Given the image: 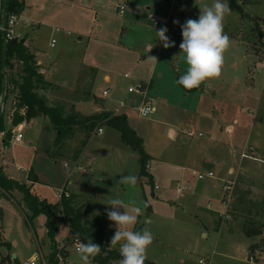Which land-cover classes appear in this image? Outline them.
Segmentation results:
<instances>
[{"label":"rangeland","instance_id":"374dc122","mask_svg":"<svg viewBox=\"0 0 264 264\" xmlns=\"http://www.w3.org/2000/svg\"><path fill=\"white\" fill-rule=\"evenodd\" d=\"M77 1L28 0L24 21L31 18L37 22L32 23L28 20L21 24L16 34L22 35L23 38L18 37V41L25 39L29 50L39 52L54 74L52 82L47 81L48 85L38 94L46 97L49 106L54 107L58 104L64 106L66 116L79 114L83 120L98 115H91L95 104L104 107L105 100L110 103L112 109L108 107L110 111L101 113L108 116L119 115L114 111L123 104L122 109L127 115L129 127L143 139L150 153L164 158H151L149 161L148 172L153 176L152 181L144 177L142 182L138 179L135 186L119 183L120 175L123 173L117 171L112 161L108 160L113 156L103 151L105 145L114 144L117 133L105 121L96 123L86 146L87 155L84 157L86 159L83 165L87 166L89 160H92L85 167L88 170L87 174L82 171L75 172L71 163H63L64 160L71 159L74 150L81 146L85 138L86 131L82 130L81 126L77 127L72 138H63L62 143L57 144L56 131L53 127L46 132L43 131L44 122L41 118L32 120L21 129L23 133L21 144L14 145L13 133L9 145L4 146L1 140L5 138L8 129H13L12 118L18 105V101L14 103L16 98L14 89L11 88L13 93L7 101L5 100L3 111L6 130L5 133L0 134V164L5 166L7 176L15 177L19 183L29 185V175L36 172L41 182L33 186V192L49 202L56 201L62 190L77 192L78 189H86L88 192L83 194V197H87V200L93 198L98 207V214L106 218V212L110 208L108 203L113 198L122 199L129 211H131L130 201L135 200L140 206L142 202H146L148 207L143 209V214L138 218L134 230L147 228L153 234V243L147 250L146 260L154 264H199L200 259H210L211 264H243L228 258L237 255L229 248L232 241L239 237L235 232L232 235L230 229L237 225L235 228L237 230L238 226L243 227L244 224L251 222L264 225V213L260 211L264 208V193L261 194L260 190L245 181L251 178L256 185H264V97L254 100L247 109L245 106L242 108L241 114L247 121L243 132L246 138L240 136L237 140L236 135L235 144H232L226 132L221 136L215 135L214 139L228 148L218 157L221 159L220 167L215 168L214 176L199 180L192 173L188 178L183 179L182 184L179 183V172L170 167V164L177 162L175 158H168V153L181 151L187 146L186 140H195V138L187 139L186 135L181 137L178 134L177 139L172 140L161 121L173 115L163 107L156 114L143 119L138 111L139 98L136 95H128L130 86L141 81L150 82L149 77L154 62L151 57L154 56L146 54L145 46L148 42L152 43L154 31L143 29V32L151 35H146L142 40L139 35L141 31L136 25L127 21L125 11L128 6L122 0H104L102 14L88 11L92 7L97 9L91 5L94 1H80L82 3L79 7ZM212 3L213 0H186L184 12L188 18L198 19L200 8ZM97 4L100 2L97 1ZM120 8H123L124 15L119 14ZM243 10V18L240 13L231 11V15L225 17L224 27L234 32L243 24L245 31L242 32L241 39L249 45L248 63L258 82H263L264 69L259 71L255 69L253 51L258 55L259 61L264 62V48L259 45V26L264 22V0H245ZM254 19L258 20L257 24ZM90 20L91 23L94 22L92 29H90ZM140 21L143 19L138 20V23ZM149 24L154 28L151 22ZM101 27L104 28L102 33L99 31ZM122 31L125 37L121 36ZM237 31L239 33V30ZM167 36H170L172 41L175 40L177 45L179 44L176 37L173 40L174 36L170 34ZM52 40L56 41L54 47H51ZM174 57L164 58V63L167 62L165 68L168 71L173 70L172 76L179 77L183 72L177 65V56ZM83 63L95 64V71L99 76L93 83L91 98H88L90 95L88 92L91 87L92 71L83 68L81 66ZM14 64L10 77L17 76L21 70L19 62L15 61ZM176 69L180 73H175ZM142 71L147 75L145 80H142L141 76L137 77ZM105 75L110 76L109 83L104 80ZM167 85L169 84L163 81V86ZM105 90L110 91V96L107 98L102 97ZM158 105L159 103L156 102V109L159 108ZM25 111L26 108L22 110V114H25ZM47 122L48 120L45 125ZM90 124L92 122L84 124V127L88 128ZM209 124L211 125V122ZM102 126L104 134L98 136L95 132ZM208 127L204 120L202 128L198 131L204 133V137H197L198 140L210 137L212 133L207 129ZM247 140L251 146L246 144ZM131 152L135 154L133 158H139L137 153ZM47 153L52 154L56 159L51 158ZM1 158L8 159V165L4 164ZM95 160L96 165H94ZM11 161H13L12 165H10ZM66 165L68 169L65 168ZM90 167L93 176L89 177ZM231 168L234 170L232 173L229 172ZM129 174H131L130 168L123 175ZM131 175L139 178L137 174ZM238 179L243 181L233 182ZM226 182H233L231 184L235 188L229 206L224 203L227 196L223 191V185ZM179 184L182 185V193H178ZM155 186L160 190H156ZM13 194L12 197L0 195L2 210L0 264H26L33 258H37V264H43V260L48 262L53 249L60 247L67 236L66 225L58 223L59 231L54 239L50 238L45 227L46 218L40 215L29 223L19 206H23V210L26 211L22 194L18 192ZM86 199H80L79 204L84 202V206L88 207ZM120 211L123 212L124 209ZM227 211L231 220L223 222L219 214L223 215ZM27 213L31 214V212ZM112 225L116 231L114 222ZM205 225L207 228L204 227ZM261 232L263 236L264 227ZM203 233H207V236L203 237ZM261 242L262 240H259L255 245L256 250H261ZM69 248L67 264H83L79 254L73 251L72 247ZM91 264L95 263L91 261Z\"/></svg>","mask_w":264,"mask_h":264},{"label":"crops","instance_id":"0c3cea01","mask_svg":"<svg viewBox=\"0 0 264 264\" xmlns=\"http://www.w3.org/2000/svg\"><path fill=\"white\" fill-rule=\"evenodd\" d=\"M22 1L25 3L27 7L28 0H22ZM38 1L41 2V0H38ZM80 1H83V0L77 1L78 7L82 3ZM88 1L90 2L94 1L93 4L91 3V5L97 8V9H94L93 7L92 8L89 7L90 9H88V11H91V12L93 11L94 13L98 12V14L104 13L102 11L104 0H88ZM97 1H99L100 4H97ZM122 1H124V3L127 4L128 6L127 11H125L126 12L125 14L127 15V21L132 23L133 25H136L137 29L141 31L139 35L142 40L144 39L146 35L147 36L151 35V34L148 35L146 34V32H143V29L148 28V29H151L152 31L153 30L155 31V29L152 28L149 24L150 23L149 18H148L149 14L164 16L168 12V0H122ZM2 2L3 0H0V43H1V37H2V34H1L2 9H3ZM65 2H69V0H65ZM25 12H26V9L24 10L22 14V24H24L26 21L28 22V20L32 21V23L37 22L35 20H32L31 18H28L24 21V18H25L24 16L26 14ZM122 15H124V13ZM86 16H88V14H86ZM88 17H91V16H88ZM95 18H97V15L95 16ZM140 19L141 20L143 19V21H140V23H138V20ZM187 19H190V18H188L187 14L184 12L183 21L185 22ZM142 22H146L149 26H147V24L142 23ZM93 25H94V22L91 23V20H90V29L93 28ZM256 27L257 26H255V28ZM38 28L39 26H37V29ZM103 29L104 28L101 27L99 28V31L102 33ZM237 30H239V33ZM224 31L229 35L231 44H230L229 49L224 54V65H223L222 74L220 78L204 83L199 88H195L192 90L184 89L181 85H178L176 83V80L179 77L172 76L173 70L168 71L165 68L167 65V62L164 63L165 61L164 58H166V56H171V57L175 56L174 58H176L177 56V65L181 67L183 74L185 73L186 68H187L184 56L183 54H180V48H179L180 42L177 45L176 41L174 40L175 37L172 38L175 42V46L169 47L166 49L163 47V43L158 41L156 36L154 37V34H155L154 33L151 39L152 43L148 42L145 46L146 54L148 53V55L154 56L155 58L153 62V68L151 71V75L149 77L150 88L148 91V96L154 102L155 108H156V102L159 103L158 105L159 108L156 109L155 114L159 111V109H162L164 107L166 111H169L170 114L173 115L172 117L165 118L163 119V121H161L163 126L167 129V133L172 140H176L178 137V134L181 137L186 135L188 139L189 137L187 135V132L189 131L195 132V136L192 138H189V139L195 138V140H190V141L186 140V145H187L186 148L181 149V151L179 152L168 153L169 155L168 158H175L177 162V163L173 162L172 164H170V167L176 170L177 172H179L180 180H181V181L179 180V183L183 182L184 178H188L189 174L191 175L192 173L198 170L202 171V172L198 171V173H207L210 171L214 172L216 167L218 168L220 167L219 162L221 161V159L218 157L221 156V152L224 149H227L228 146L222 145L220 144V142L214 139L215 135L217 134L221 136L222 134L226 132L229 135L230 143L232 144H235L234 139L236 135H237V140L240 136H242L243 138H246V136L243 135V132H245L244 129L247 125V121H245V117L241 114L242 108L245 106L247 109V106L253 103L254 100H256L257 98L264 97V81L258 82L256 77L254 76V73L252 72L251 67L248 63L247 49L249 48L248 47L249 45L246 44L243 39H241V34L242 32L245 31V27L242 24L240 27H237V29L234 30V32L228 29V27H224ZM16 36L20 38L22 37V35L20 34H16ZM121 36L125 37L124 32L121 34ZM168 37L170 41H172L170 36ZM23 41L25 45H27L26 40L23 39ZM245 44L247 47L245 46ZM149 47H152L150 51H148ZM253 52H254V57H255L254 58L255 59L254 61L255 69L258 71L261 69H264V62H260L258 55H256V52L255 51ZM33 53L38 62V65L40 66L41 74L44 75L46 81L52 82L51 80L54 74H53V71L51 70V67H49V64L46 63V61L43 59L42 56H40L39 52H35V50H33ZM1 58H2V55H1V48H0V71H1V65H2ZM171 61L172 60H170V62ZM81 66H83V68H86L92 71L91 73L92 75L90 78L91 87L89 89L90 92H88L90 94L88 98H91L93 83H95L98 80L99 76H98V73H96L95 71V64L92 63L91 65L89 64L86 65L83 63ZM144 70L146 71V68H144ZM174 72L180 73V71H178L177 69L174 70ZM139 73L140 74H137V77L141 76L140 78L143 77L142 80H145L147 77L145 72L142 71ZM104 80L107 83H109L110 76L105 75ZM163 81H165L169 85L163 86ZM108 107L111 108V105L110 103H107L106 100L104 103V107L95 104L93 111H91V115H97V114L99 115L102 112H108L110 111L107 109ZM122 108L123 107H117L116 111L114 112H116V115L117 114L125 115L127 117V115L125 114ZM37 119H40V118H37ZM41 119L43 120L44 122L43 125L45 127L46 119L44 118H41ZM204 120L206 121V124L209 126L207 129L212 134L210 135L208 139L198 140L197 137L198 138L204 137V133L198 132L202 128V122ZM127 121H128V118H127ZM209 122H211V125L209 124ZM28 124L29 123L21 124L16 129L18 130V129L25 128ZM128 124H129V121H128ZM101 128H103V126ZM113 130L116 131L117 133L115 136L116 141L114 142L113 145H110V146L105 145L103 147V151L113 156V158H109L108 160L112 161L117 171L122 172L124 174L126 173L127 169L130 168L131 174L133 173L139 176V173H140L139 158H136V159L133 158L135 157V154H133V152H131L132 150L123 143L121 133L116 129H113ZM43 131H44V128H43ZM200 133L202 134V136H199ZM103 134H104V131H103ZM240 141H238V143H240ZM21 143L14 142V145H19ZM1 144H4L3 140H1ZM246 144L250 145L248 143V140ZM144 147H145L146 153L151 158H164V156H158L154 153H150L147 150L145 143H144ZM86 148L87 147H85L84 151L82 152V154L77 160L73 161L71 159L70 160L68 159V160H64L63 163H71L74 165L73 170L75 172L82 171L84 174H87L88 170L85 167H87L90 161L92 160L91 159L89 160L88 164H86L87 166L83 165L86 159L84 157L87 155V152H85ZM1 160L4 164L8 165L7 164L8 159L1 158ZM12 162L13 161H11L10 165L13 164ZM96 163L97 162L95 160L94 165H96ZM3 167H4V170H6L5 166ZM148 169H149V166H148ZM204 169L205 171H203ZM12 172L14 173V170ZM229 172L232 173L234 172V170L231 168ZM34 173L37 175L38 183L33 184V186L41 182L39 179V175L36 172ZM123 174H121L120 176H124ZM14 176H16V174ZM90 176H93L92 167H90L89 177ZM193 176L195 175L193 174ZM10 178H13V177H10ZM13 179L17 180L15 177ZM138 179L140 182H142L145 178H141L139 176ZM238 181L240 182L243 180L238 179L233 182H238ZM245 181L249 185H252V187H254L255 189L260 190L261 194L264 193V185H256L255 182L251 178H247ZM226 183H229V182H226ZM70 192L72 195L84 196L83 194L85 193L87 194L88 191H86V189H78L77 192H74V191H70ZM59 200L60 199L58 196V199L56 201H53V202H49L48 200L47 201L49 203L56 204L59 202ZM90 200H92V202L94 203L95 212L98 214L97 212L98 207H97V204L95 203V200L93 198H90ZM221 224L222 223L220 222V225ZM204 227H206V225ZM235 228H237V225ZM235 228L230 229L231 234L233 235V232H235L239 237L237 240L232 241V244L229 249L232 250V253H237V255L233 257H228V258L233 262H238V263H243V264H264V251L263 250H255V252L252 255V257H254L253 260H251L250 258V247L253 245H257L259 240L261 241L264 238V235L263 236L261 235L253 236L249 238L244 234L242 226H238L237 230H235ZM114 232H115V228L112 225V221H110V226L107 228L106 233H105L106 243L110 244V241H111L112 236L114 235ZM202 235L203 237H206L207 233H203ZM119 246L120 245H115L113 247L118 249L117 247ZM72 256L70 257V261H71Z\"/></svg>","mask_w":264,"mask_h":264},{"label":"trees","instance_id":"16d2710c","mask_svg":"<svg viewBox=\"0 0 264 264\" xmlns=\"http://www.w3.org/2000/svg\"><path fill=\"white\" fill-rule=\"evenodd\" d=\"M231 11L244 15L243 3L245 0H226ZM3 5V2H2ZM26 9V5L22 0H8L7 1V18L11 15H21ZM1 55L3 52V33L1 31ZM15 61L21 64V70L17 76L10 77V72L14 68ZM3 73L2 65L0 71V99L3 91ZM48 83L45 77L40 72V66L35 58L34 53L29 50L24 41H18V39L8 41V58H7V94L8 97L13 93L11 88L14 89V97L16 98L14 103L18 105L16 112L12 118V127H18L23 123H29L31 120L37 118H44L48 120L44 127V131L49 132L53 127L56 131L57 144L62 143L63 138H72L77 127H82L85 130V138L82 141L81 146L74 150V154L71 160H77L85 147L87 146L96 123L106 122L111 128L118 130L121 133L123 143L128 146L132 151L139 155L140 173L141 178L147 177L150 181L153 177L148 173V164L151 157L146 153L143 139L128 125L127 117L125 115L108 116L107 114H99L83 120L79 114H72L66 116L65 108L62 105L49 106L45 96L39 95V91L43 90ZM26 108L25 114H22V110ZM92 122L86 128L84 124ZM48 124V125H47ZM3 117L0 120V134L5 133ZM57 132H59L57 134ZM13 136V129L10 128L6 132V136L3 139L4 146H8ZM51 158L56 159L52 154L47 153ZM29 185L25 183H19L17 180L10 178L5 173L4 167L0 164V195H8L12 197L13 192L22 194V201L25 203L26 211L23 210V206H20V210L25 216L26 220L30 223L37 216H44L46 218L45 227L47 229L50 238L54 239L56 233L59 231L58 214L60 208H63L64 213L69 217V227L71 231V239H77V234H80L81 242H87L85 237H89L94 243L101 246V252L91 261L95 264H117L122 257L119 250L110 244L105 242V233L110 226V221L104 216H100L95 212V205L90 199L78 195H70V198L63 197L58 203L52 204L45 199H41L33 192V184L38 183V178L35 173L30 174L28 177ZM87 200L88 207L84 206V202L80 205L78 201ZM81 202V201H80ZM264 206V200H263ZM87 208V209H86ZM264 213V208L260 210ZM27 212H31L29 215ZM263 224H244V234L251 238L253 236H259L262 234ZM1 237V234H0ZM9 245V244H8ZM2 246L0 240V247ZM261 250L264 251V238L261 242ZM256 250V246L250 247V258ZM57 247L53 249L52 254L48 259V264H58L56 260ZM65 256L67 254L65 253ZM145 264H154L148 260Z\"/></svg>","mask_w":264,"mask_h":264},{"label":"clouds","instance_id":"9594fccd","mask_svg":"<svg viewBox=\"0 0 264 264\" xmlns=\"http://www.w3.org/2000/svg\"><path fill=\"white\" fill-rule=\"evenodd\" d=\"M228 15H231V9L225 0H213L211 5L200 8L198 19H187L181 25L182 42L179 48L187 68L176 83L184 89L199 88L204 83L220 78L224 54L231 44L229 35L224 31V21ZM173 23L179 24V21H173ZM167 31V27L154 31L158 41L162 42L166 49L175 46V42L170 41L166 35ZM151 48L149 47L148 51ZM141 111L146 114L149 110L142 108ZM137 182L138 177L131 174L121 176L119 179V183L130 186H135ZM130 204L131 211L118 197L108 203L110 208L106 212L107 218L114 222L117 229L111 238L110 246L120 245L119 253L122 259L119 264H145L147 250L153 243L154 237L147 228L141 230H134V228L138 218L143 214V209L148 205L142 202L140 206L135 200L130 201ZM120 209L124 211L121 212ZM85 239L86 243L81 242L80 234H77V253L83 264H91V259L100 254L101 246L89 237Z\"/></svg>","mask_w":264,"mask_h":264},{"label":"built area","instance_id":"2783aa9c","mask_svg":"<svg viewBox=\"0 0 264 264\" xmlns=\"http://www.w3.org/2000/svg\"><path fill=\"white\" fill-rule=\"evenodd\" d=\"M186 5V0H168V12L165 16H158L155 14H149L148 18L149 21L153 24L154 28L156 30H159L161 27H167L168 31L166 33L170 34L174 37H176L179 42H182V32H181V25H183L185 22L183 21V13H184V7ZM23 14V13H22ZM22 14L21 15H11L9 18H7V26L6 29L3 31L5 34V38L9 40L18 39L16 36V31L18 27L22 24ZM119 14H123V8H120ZM173 21H179V24H174ZM2 31V28H1ZM259 34H260V40L259 45L264 48V22L260 24L259 26ZM56 44L55 40H52L51 47H54ZM150 88V83L145 82H138L133 86H130L128 89V95H136L139 98V115L143 119H147L150 116H152L155 111V105L154 102L149 98L148 91ZM110 96V91L105 90L102 93L103 98H107ZM121 107H124L123 104H121ZM142 108H146L149 111L145 114L142 113ZM14 135V142L15 143H21L23 140V133L21 132V129H16L13 131ZM95 134L98 136L103 134V129L99 127ZM188 137L192 138L195 136V132L189 131L187 132ZM199 136H202L200 133ZM66 169H68L67 165L65 166ZM199 180H204L207 177H213V172H207V173H193ZM233 184L231 183H225L223 185V191L225 193V196H227L226 200L224 199V203H226L228 206L230 205L231 198L233 196ZM156 190H160L158 186H155ZM235 189V188H234ZM182 185L179 184L178 187V193H182ZM70 193L67 190H62L59 194V199L61 200L63 197L70 198ZM59 200V201H60ZM229 211H227L225 214H219L220 219L224 221H228L230 219ZM58 220L66 225L67 227V236L62 241V244L60 247L57 248L56 253V260L58 264H67L68 259L67 256H65V253L69 251V247H72L73 251L77 253V239H71V231L69 227V217L66 216V214L63 211V208H60L59 214H58ZM253 260V258H251ZM26 264H37V258H33L29 260ZM43 264H48L46 260H43ZM199 264H211L210 259H200Z\"/></svg>","mask_w":264,"mask_h":264},{"label":"water","instance_id":"95a60500","mask_svg":"<svg viewBox=\"0 0 264 264\" xmlns=\"http://www.w3.org/2000/svg\"><path fill=\"white\" fill-rule=\"evenodd\" d=\"M7 1L3 0V9H2V33H3V52L1 58L2 64V73H3V91L0 99V120L3 117L4 104L7 94V58H8V40L5 38L4 30L7 26ZM256 24L258 23L257 19H254ZM0 217H2V210L0 209Z\"/></svg>","mask_w":264,"mask_h":264}]
</instances>
